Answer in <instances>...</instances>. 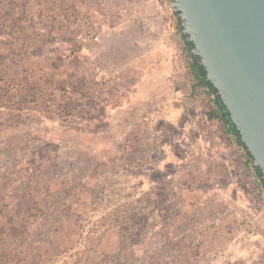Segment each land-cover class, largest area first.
Instances as JSON below:
<instances>
[{"label": "rangeland", "instance_id": "1", "mask_svg": "<svg viewBox=\"0 0 264 264\" xmlns=\"http://www.w3.org/2000/svg\"><path fill=\"white\" fill-rule=\"evenodd\" d=\"M79 2L0 0V264H264L262 186L219 110L185 70V137L157 106L127 114L138 71L79 39Z\"/></svg>", "mask_w": 264, "mask_h": 264}, {"label": "water", "instance_id": "2", "mask_svg": "<svg viewBox=\"0 0 264 264\" xmlns=\"http://www.w3.org/2000/svg\"><path fill=\"white\" fill-rule=\"evenodd\" d=\"M198 79L264 187V0H168Z\"/></svg>", "mask_w": 264, "mask_h": 264}, {"label": "crops", "instance_id": "3", "mask_svg": "<svg viewBox=\"0 0 264 264\" xmlns=\"http://www.w3.org/2000/svg\"><path fill=\"white\" fill-rule=\"evenodd\" d=\"M147 1L142 0V4L136 5L139 18L124 25L122 32L117 35L99 38L97 45L101 46L107 41L109 45L111 42L115 44L121 42L124 44V52H117L116 46L114 49L116 52H110L119 59L120 67L117 65V68H135L138 71L136 89L131 96L127 114L131 116L136 114V111H133L134 107L146 109L157 106L159 110L156 116L164 120L176 136L183 138L193 120H198L199 111L194 106L185 69L173 55L167 32L165 33L164 11L156 3L152 5ZM197 130L198 128L196 133H193L194 130L189 131L192 147L206 158V153L210 151L203 149L202 140L205 139L202 137L205 134L201 135ZM245 161L247 165H252L248 159ZM138 183L142 184L143 179Z\"/></svg>", "mask_w": 264, "mask_h": 264}, {"label": "built area", "instance_id": "4", "mask_svg": "<svg viewBox=\"0 0 264 264\" xmlns=\"http://www.w3.org/2000/svg\"><path fill=\"white\" fill-rule=\"evenodd\" d=\"M79 7L82 10L81 16H79V23L82 25L92 26L87 27L85 32L79 33V39L95 41L101 37L114 36L122 32V27L134 22L139 18L138 10L136 8L135 0H80ZM168 2L161 1L160 4L165 8L168 6ZM169 7V6H168ZM82 16L84 18H82ZM168 40L171 46L174 48L175 58L182 62L185 70L188 71L192 80L191 85L193 87V95L196 101L205 106L206 109L213 113L216 117H221L218 113L217 103L211 94V89L207 86L200 84L195 76V73H190L191 62L183 58L182 52H177V48L180 41L176 37V33L173 29L166 30ZM222 118V117H221ZM227 127V124H225ZM253 169V165H250ZM264 196V190L262 187Z\"/></svg>", "mask_w": 264, "mask_h": 264}, {"label": "trees", "instance_id": "5", "mask_svg": "<svg viewBox=\"0 0 264 264\" xmlns=\"http://www.w3.org/2000/svg\"><path fill=\"white\" fill-rule=\"evenodd\" d=\"M175 27H176V29H177V22H176V24H175ZM200 84L205 85V86H207L209 89H211V87H210V86H209L204 80H202V79H201V81H200ZM222 118H223V117H222ZM223 119H224V118H223ZM224 121H225L226 124H227V130L230 131V132L232 133L235 142H236L237 144H239V140H238L237 132L234 130V128H230V127L228 126V123H227V121H226L225 119H224ZM246 156H247V159L251 162L249 155L246 154ZM260 185H261V184H260ZM261 186H262V185H261ZM262 187H263V186H262ZM263 190H264V187H263Z\"/></svg>", "mask_w": 264, "mask_h": 264}, {"label": "flooded vegetation", "instance_id": "6", "mask_svg": "<svg viewBox=\"0 0 264 264\" xmlns=\"http://www.w3.org/2000/svg\"><path fill=\"white\" fill-rule=\"evenodd\" d=\"M192 66H193V65H192ZM193 69H194L193 71H194V73H195L196 79H197V81L200 83L201 79L199 80L198 77H199L200 74H201V68L198 67V66H193Z\"/></svg>", "mask_w": 264, "mask_h": 264}]
</instances>
